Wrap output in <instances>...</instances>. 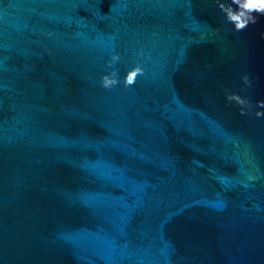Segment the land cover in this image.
<instances>
[{
	"label": "water",
	"instance_id": "water-1",
	"mask_svg": "<svg viewBox=\"0 0 264 264\" xmlns=\"http://www.w3.org/2000/svg\"><path fill=\"white\" fill-rule=\"evenodd\" d=\"M0 264H264V0H0Z\"/></svg>",
	"mask_w": 264,
	"mask_h": 264
}]
</instances>
